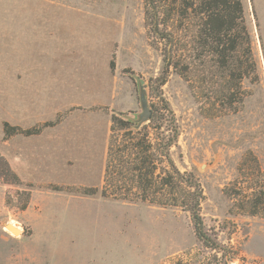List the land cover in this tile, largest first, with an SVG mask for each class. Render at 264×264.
Segmentation results:
<instances>
[{"label": "rangeland", "instance_id": "374dc122", "mask_svg": "<svg viewBox=\"0 0 264 264\" xmlns=\"http://www.w3.org/2000/svg\"><path fill=\"white\" fill-rule=\"evenodd\" d=\"M240 2L242 21L228 37L236 48L225 58L191 45L188 59L185 43L164 38L177 33L194 43L198 15L179 31L178 0H0V74L21 69L40 77L46 88L33 94L45 113L58 97L74 102L57 120L75 109L100 122L92 158L78 166L79 185L7 183L0 154V264H224L196 236L185 207L100 194L111 112H140L139 80L151 111L171 110L178 137L170 156L199 183L203 226L225 247L226 264H264V0ZM52 81L58 86L49 88ZM4 123L15 125L0 118L6 140L13 135ZM149 131L156 141L159 130ZM122 132L113 133L117 145L128 141ZM69 186L98 191L81 195ZM176 193L179 204L187 200L182 189Z\"/></svg>", "mask_w": 264, "mask_h": 264}, {"label": "trees", "instance_id": "16d2710c", "mask_svg": "<svg viewBox=\"0 0 264 264\" xmlns=\"http://www.w3.org/2000/svg\"><path fill=\"white\" fill-rule=\"evenodd\" d=\"M194 5L196 7H194ZM179 10L176 15L179 20V31L184 29V22L189 20L191 13L198 15L197 32L194 43L181 38L180 34L167 33L164 37L171 44L182 42L189 58H192L190 47L195 45L196 49L208 48L220 57L226 58L228 49L236 48V41L228 42V37L236 29L239 20L242 21V5L240 0H178ZM186 37V36H185ZM193 40V39H192ZM182 44V45H183ZM173 65L172 60H166L165 67ZM112 63H111V66ZM162 80L161 83H164ZM166 106V105H165ZM169 115L155 114L152 111L149 124H143L135 128V124L125 119L120 113L111 112L110 136L107 146V158L103 175V182L100 194L103 197L122 199L127 201L148 202L161 207L182 206L190 213L191 222L196 236L206 247L220 251L225 257L224 264L230 259L226 256V249L212 238L204 229L202 218L199 212V204L202 191L195 178L181 172L174 164L170 149L175 145L178 130L174 124V118L168 106L164 108ZM168 124L165 127L164 124ZM53 122H45L36 127L22 129L4 123V133L6 136L14 134L31 135L40 132L42 127L50 126ZM119 129L122 136L128 141L122 145L116 144L115 130ZM149 129H158L159 136L153 141ZM119 144V143H118ZM126 153V154H125ZM126 155L131 156L130 160L124 161ZM118 160V162H117ZM1 173L7 183L21 186L22 182L17 174L11 170L7 162L3 159ZM129 164L128 168L123 165ZM124 171L130 172L127 177ZM191 175V174H190ZM131 182L129 187L127 180ZM124 182V184L122 183ZM31 185L28 184V188ZM54 190H64L58 186H51ZM182 189L183 197L187 200L180 202L177 197V189ZM259 190V199H264V184ZM68 192L77 194L93 195L98 189L96 187H83L76 189L65 188ZM25 200L22 208L27 206L29 192L24 191ZM188 203L184 206L183 203ZM256 205L253 201V207ZM254 211V210H252ZM255 212V211H254ZM180 264V263H175Z\"/></svg>", "mask_w": 264, "mask_h": 264}, {"label": "crops", "instance_id": "0c3cea01", "mask_svg": "<svg viewBox=\"0 0 264 264\" xmlns=\"http://www.w3.org/2000/svg\"><path fill=\"white\" fill-rule=\"evenodd\" d=\"M54 75L56 80L59 74ZM0 80V92L6 91L0 94V118L23 129L49 121L53 122V125L42 127L37 134H18L6 140L1 134L0 154L7 160L11 170L23 182L35 185L51 183L79 185L75 179L76 175H79L78 166L83 164L85 155L89 160L92 158L94 134L97 124H100L99 120L93 118L94 112L88 111L83 115L74 109L57 120L59 115L75 103H67L65 96L64 101L58 97L52 105H49L45 113L43 99L41 98L39 105L33 93L38 88H46V83H39L41 78L33 72L21 69L3 72L0 74ZM51 83L48 85L49 88L53 85L58 86L57 82ZM8 90L10 95H7ZM107 135L106 129L105 153L101 164L100 180L102 182L107 158ZM61 197L65 198L63 195ZM70 199L79 198L73 196Z\"/></svg>", "mask_w": 264, "mask_h": 264}, {"label": "water", "instance_id": "95a60500", "mask_svg": "<svg viewBox=\"0 0 264 264\" xmlns=\"http://www.w3.org/2000/svg\"><path fill=\"white\" fill-rule=\"evenodd\" d=\"M137 86H138L137 91H138L140 112L136 113L134 116H129L127 114L121 113V115L125 119L135 124V128H139L143 123L149 121L151 118V114H152L151 108L148 103L147 95H146L145 84L143 83L142 80H139L137 83ZM7 227L9 228V230L16 233V231L10 224H7Z\"/></svg>", "mask_w": 264, "mask_h": 264}, {"label": "bare ground", "instance_id": "6f19581e", "mask_svg": "<svg viewBox=\"0 0 264 264\" xmlns=\"http://www.w3.org/2000/svg\"><path fill=\"white\" fill-rule=\"evenodd\" d=\"M10 224V223H9ZM13 224V223H12ZM12 224H10L12 227H13V225ZM15 230V229H14ZM16 231V230H15Z\"/></svg>", "mask_w": 264, "mask_h": 264}]
</instances>
